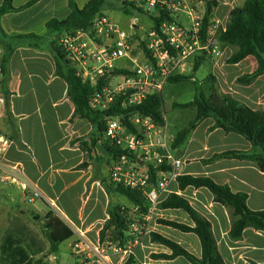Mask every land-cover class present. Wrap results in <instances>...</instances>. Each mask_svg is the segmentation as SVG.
Returning <instances> with one entry per match:
<instances>
[{"label": "crops", "instance_id": "1", "mask_svg": "<svg viewBox=\"0 0 264 264\" xmlns=\"http://www.w3.org/2000/svg\"><path fill=\"white\" fill-rule=\"evenodd\" d=\"M32 1L13 0L14 8H24L0 15V40L12 48L1 84L7 111L0 117V131L14 142L5 160L20 167L40 197L28 202V195L19 183L1 181L0 170V245L5 238H11L13 247L29 254L23 264H124L129 257L134 258L133 264H192L182 256L162 257L170 256L171 250L151 241L150 234L155 233L192 256L201 257L200 241L195 234L159 223L164 220L193 226L190 217L180 209H160L158 204L149 206L148 214L142 217L145 226L139 239L135 237L124 249L100 245L99 232L107 220L109 203L135 212L138 208L112 189L115 186L109 182V172L115 159L104 134L86 119H72L74 105L67 96L66 83L56 72L53 44L59 33L45 27L50 19L68 16L67 0H37L28 5ZM75 1L82 8L89 0H83V5ZM225 5L228 6L223 15L215 10L212 14L227 23L235 6ZM133 15H127L132 17L130 31L140 33L153 26L150 21V26L141 29L142 23ZM28 34L37 38H20ZM236 50L235 46L219 41V55L201 61L209 63L205 78H212L219 93L229 94L249 108L264 112V74L248 85L238 83V78L254 72L257 65L251 56L228 64L226 60ZM203 85L202 81L200 86ZM213 125L212 118L201 121L181 145L171 150L183 163L181 175L208 177L234 193L246 194L249 210H264V171L256 163L235 158L209 161L224 152L260 153V150L241 135L226 133ZM171 193L185 199L210 222L224 264H264V231L246 228L241 239L233 241L228 235L230 210L215 202L206 188L179 189L176 181L171 182L158 203ZM135 232H139L138 226L131 228L127 236ZM48 236L57 244L56 253L50 251ZM79 242L76 249L74 246ZM63 246L67 255L60 253ZM102 249L104 255L97 253Z\"/></svg>", "mask_w": 264, "mask_h": 264}, {"label": "trees", "instance_id": "2", "mask_svg": "<svg viewBox=\"0 0 264 264\" xmlns=\"http://www.w3.org/2000/svg\"><path fill=\"white\" fill-rule=\"evenodd\" d=\"M36 1L37 0H33L28 5ZM200 1L205 2L204 20L207 22V19L212 13V7L216 6V2L211 0ZM12 3L13 0H3L0 7V15L9 12H17L24 8L16 9L13 7ZM67 5L69 9L68 16L62 20L56 18L48 20L45 23L46 29L56 33L88 30L94 18L103 15L102 12L106 7V0H89L82 8L78 7L75 0H67ZM120 10L126 15L132 14V11L142 15L145 14L142 9L126 3H124ZM146 14L153 26L155 28L158 27L162 18L158 19L149 13ZM20 38H37V36L28 34L20 36ZM219 41L222 44L235 46L237 48L226 60L228 64H236L249 56L253 57L256 61V70L251 74L238 78V83L248 85L257 77L263 75L264 0H244L240 6L233 7L228 14L225 31L219 35ZM0 48H2L3 51L0 60L2 72L4 74L12 48L3 40H0ZM55 52L57 75L66 83L67 96L75 108L72 119H86L96 127L99 133L103 134L106 129V120L109 117H121L126 121L127 117L140 113L150 117L157 124H163L162 101L161 97L157 94L148 96L141 105L134 108L124 109L120 104L121 98H118L108 109L103 111L94 110L90 107L89 102L97 86L83 81L58 48L57 50L55 49ZM202 59L203 58L200 57L195 59L193 66L194 71L198 69ZM62 61L64 66L62 65ZM113 73L121 74L126 73V71L115 69ZM191 79V76L176 75L169 78L168 82L176 83ZM210 81V93L208 96H205L201 87L197 86L192 101L187 103H173L172 107L174 109L194 108L195 117L186 127L176 133L171 144L172 149L181 145L185 141L187 135L194 130L201 121L212 118L214 120L213 128H220L226 133L233 132L241 135L250 142L254 149H259L260 153L229 151L214 155L209 161L222 158L246 159L253 161L261 171H264V112L249 108L229 94L219 93L212 82V78H210ZM109 150L115 160L121 155L132 157V155L116 147L110 146ZM160 169L168 171L169 167L150 168L151 181L153 183H155L157 172ZM176 182L179 189H185L186 187H193L196 189L206 188L212 194L215 202L230 210L231 225L228 235L231 240H240L246 228L264 231V210H249L246 206V194L234 193L228 186L217 184L208 177L181 175L176 179ZM112 189L126 197L138 208V211H131L109 203L106 209L107 220L104 222L99 232V243L100 245L105 244L116 249H124L129 241H133L135 237L137 239L140 238L145 226L142 217L148 214L149 203L144 199L142 193L135 189L125 188L120 185ZM158 207L160 209L183 210L192 220L193 226L164 220H160L159 223L181 232L195 234L201 246V257L196 258L178 244L158 234L151 233L150 237L152 242L165 245L172 252L170 256L162 257L171 259L182 256L192 264H224L217 250L210 222L193 209L185 199L171 193L165 200L158 203ZM133 223H136L139 232L127 236ZM11 240V238H5L3 244L0 245V264H7V262L9 264H23L28 261L29 254L18 247H13V242ZM48 240L51 243V253H56L58 249L57 244L52 242L50 236H48ZM133 262L134 258L129 257L124 264H133Z\"/></svg>", "mask_w": 264, "mask_h": 264}, {"label": "built area", "instance_id": "3", "mask_svg": "<svg viewBox=\"0 0 264 264\" xmlns=\"http://www.w3.org/2000/svg\"><path fill=\"white\" fill-rule=\"evenodd\" d=\"M145 13L161 19L158 27H150L143 38L123 30L106 16H97L88 30L59 34L56 47L64 54L77 75L97 86L89 105L94 110L108 109L121 98V107L141 105L150 95H161L169 78L181 74L194 58L218 56L219 35L226 22L212 13L204 20L200 0H122ZM2 50L0 49V59ZM115 69L126 73L114 74ZM4 78L0 60V117L7 111L6 95L1 84ZM157 124L150 117L137 113L127 117H109L104 138L109 146L132 157L119 156L109 172L113 186H123L142 193L150 207L158 204L171 182L181 176V160L171 153L169 124ZM13 140L0 131V170L2 182L19 183L33 202L40 197L37 188L24 178L17 164L8 163L5 155ZM160 169L155 183L150 168ZM131 228L136 229V223ZM80 242L75 244L78 249ZM97 253L104 255V250Z\"/></svg>", "mask_w": 264, "mask_h": 264}, {"label": "rangeland", "instance_id": "4", "mask_svg": "<svg viewBox=\"0 0 264 264\" xmlns=\"http://www.w3.org/2000/svg\"><path fill=\"white\" fill-rule=\"evenodd\" d=\"M80 5H83L84 1L79 0ZM216 2V6L212 7V10L216 12H222L220 15H223L225 8H227L228 5H225V3H232L234 6L241 5L243 0H211ZM124 3L122 0H106V7L102 12V16H108L113 22L119 25L120 28L123 30L132 33V35L135 36V38L140 39L143 38V36L146 34V30L148 26H150V20L147 17V14L145 13L144 15L132 12L134 17H138L139 22L142 23L141 29H145V31H140V33H134L130 31L128 28L131 18L130 16L123 15L122 11L120 10L121 7H123ZM199 10L204 11L205 10V2H201L199 5ZM144 12H146V8H144ZM107 17V18H108ZM108 18V19H109ZM143 29V30H144ZM60 34V33H59ZM59 35L55 37L54 39V44L53 47L54 49L57 50L56 48V40L58 39ZM198 58V57H197ZM194 58L189 61V68L185 67L183 72L178 75L182 76H191L192 75V80H187V81H180L176 83H171L167 82L161 92V101H162V112L165 115V119L167 120V123L169 124V134L170 136L176 135L177 132L182 130L184 127L187 126V124L194 119L195 117V109L194 108H188V109H174L172 107L173 103H187L190 102L194 99L195 96V88L197 86H200L202 81L204 82L203 86H200L204 95L208 96L207 94L209 91L207 90L210 89L211 81L209 78H205L208 75V68H209V63L208 61H203L198 68L197 71H193V66H194ZM62 61V65H63ZM64 66V65H63ZM65 68V67H64ZM173 142V141H172ZM170 142V144H172ZM172 150V147H171ZM173 153V151H172ZM121 198V197H120ZM124 199V198H122ZM1 233V232H0ZM37 234V233H36ZM38 243L40 244V239H37ZM60 253L62 255H67V250L66 247L63 246ZM45 256V253H43ZM40 260H42V255L40 256ZM33 260V259H32ZM35 263V262H34Z\"/></svg>", "mask_w": 264, "mask_h": 264}]
</instances>
